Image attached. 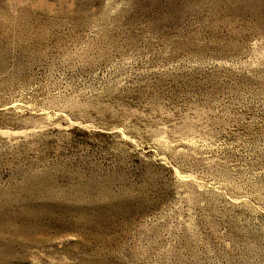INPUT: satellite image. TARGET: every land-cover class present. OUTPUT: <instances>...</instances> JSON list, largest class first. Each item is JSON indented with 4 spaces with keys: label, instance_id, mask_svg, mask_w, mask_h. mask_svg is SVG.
Wrapping results in <instances>:
<instances>
[{
    "label": "rangeland",
    "instance_id": "1",
    "mask_svg": "<svg viewBox=\"0 0 264 264\" xmlns=\"http://www.w3.org/2000/svg\"><path fill=\"white\" fill-rule=\"evenodd\" d=\"M0 264H264V0H0Z\"/></svg>",
    "mask_w": 264,
    "mask_h": 264
}]
</instances>
